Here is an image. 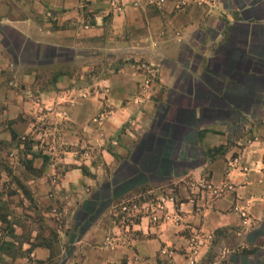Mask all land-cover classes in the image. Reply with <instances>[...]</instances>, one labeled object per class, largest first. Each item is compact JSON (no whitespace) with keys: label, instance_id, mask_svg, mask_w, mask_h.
<instances>
[{"label":"crops","instance_id":"obj_1","mask_svg":"<svg viewBox=\"0 0 264 264\" xmlns=\"http://www.w3.org/2000/svg\"><path fill=\"white\" fill-rule=\"evenodd\" d=\"M159 1L0 0V84L9 65L21 83L0 88L5 114L28 119L15 133L30 114L62 128L66 263L264 264V0ZM108 48L135 60L92 77L85 60ZM64 67L43 90L47 70ZM88 145L92 176L75 157ZM140 187L171 192L175 202L161 205L171 218L149 199L140 220L120 221L118 200ZM29 247L0 249V264H50V249Z\"/></svg>","mask_w":264,"mask_h":264},{"label":"rangeland","instance_id":"obj_2","mask_svg":"<svg viewBox=\"0 0 264 264\" xmlns=\"http://www.w3.org/2000/svg\"><path fill=\"white\" fill-rule=\"evenodd\" d=\"M109 53V48L104 49L97 59L85 60L89 67L88 73L92 77L98 73H111L112 70L123 65L124 60H135V57L130 59V54L125 53L116 60L109 58ZM143 62H145L144 59L139 64ZM148 65L145 67L141 65L142 70L147 73V76L150 75L148 78L151 81L158 83V73L152 71L151 65ZM75 68L78 69V66L76 65ZM12 69L14 66L9 65L7 70L3 71L4 81L0 84V88L5 91L19 92L21 83L14 78ZM47 71L46 78L50 76L51 69ZM12 81L14 84H11ZM163 99L162 94L152 96L155 105H159L158 102H162ZM0 101V249L9 250L11 254H24L27 253L23 251L25 245H30L29 240L34 241L38 237L46 238L50 240L53 247L49 263L68 264L66 263L69 259L67 252L70 246L67 240L70 239L71 234V229L68 228L71 225L73 210L71 213L66 211V197L68 196H66V188L60 187L62 174L66 169L63 162L66 158L64 153L66 145H63L61 140L62 128H59L60 131L54 130L50 128L47 119L41 117L38 119L36 115L30 114L29 116L32 117L30 123L33 125H30L23 133H15L11 126L23 120L27 122L28 119L22 116L13 120L8 119L5 114L8 110L6 108L9 107L8 99L3 101L0 97ZM13 134H15L14 138ZM77 151L80 152L75 157H78L81 169L86 167L84 164L86 157H90L91 154L94 157L98 155L97 150L93 151L90 145L77 148ZM118 160L120 157H117ZM150 189L156 191L151 192ZM160 195L174 197L171 192L167 193L163 188L140 187L122 200H118L117 204H121L117 206L116 217L124 222L129 219L140 220L142 216L140 211H144L143 209H138L131 216L129 211L124 212L121 207L127 203L139 205L149 199L156 202L157 198L154 200L153 197ZM230 236H233V233H230ZM230 239L226 244L236 249L235 237H230Z\"/></svg>","mask_w":264,"mask_h":264},{"label":"trees","instance_id":"obj_3","mask_svg":"<svg viewBox=\"0 0 264 264\" xmlns=\"http://www.w3.org/2000/svg\"><path fill=\"white\" fill-rule=\"evenodd\" d=\"M67 57L69 58L70 57V54L66 52V58ZM120 67H121V65H120ZM120 67H117L116 69H114V71H118L120 69ZM67 72H70V71L69 70H66L65 67L51 71L50 76L48 78H46L45 80H43V82H44V88H43V90H45V91L53 90L56 87V84L58 83L59 78L62 77V76H64V75H66ZM47 76H45V77H47ZM200 134L203 136L202 133H200ZM12 137L14 138L15 137V134H13ZM222 150H223V146L218 147V148L209 149V150H207L205 152V154H206V156H209L211 158H214V157H216L218 155H221ZM82 171H83V173L86 176H90L91 175V173L89 172V170L86 167L82 168ZM222 231L223 230H219L218 233H221ZM29 242H30V248L28 250L29 252H30V250H33V249H35L37 247H46V248L50 249L51 251H53L52 250L53 247H52V244L50 243V240L49 239H46V238L41 239L40 237H38L34 241L33 240H29ZM250 251L251 252H254L255 250H250Z\"/></svg>","mask_w":264,"mask_h":264},{"label":"built area","instance_id":"obj_4","mask_svg":"<svg viewBox=\"0 0 264 264\" xmlns=\"http://www.w3.org/2000/svg\"><path fill=\"white\" fill-rule=\"evenodd\" d=\"M160 3H162V2H164V0H160L159 1ZM187 3H188V0H177L176 1V9H182V8H184L186 5H187ZM83 97H87V95L86 94H84L83 95ZM214 193L215 194H217L218 193V191L217 190H214ZM159 199H157V202H155V203H153V204H158L159 203V205H157V208H159V206H160V209L162 210V212L164 211V208H162L161 207V205L163 206V205H165L166 206V201H170V202H175V199H174V197H171V196H165V195H161L160 197H158ZM165 198H169L168 200H166ZM152 203V202H151ZM138 204H136V203H134V204H131V203H127V204H124L121 208H122V211H132V210H137L138 209ZM167 209V212H166V214H167V219H169V218H171L170 217V214H172L169 210H168V207H166L165 208V210ZM154 216L152 217L153 218V220L154 221H157V220H159V217L158 216H156V214H157V211H155L154 212ZM244 216H245V213L243 214Z\"/></svg>","mask_w":264,"mask_h":264}]
</instances>
